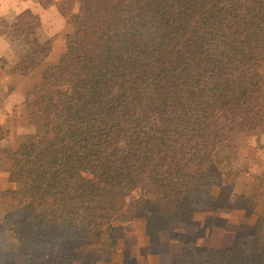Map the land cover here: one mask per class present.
I'll list each match as a JSON object with an SVG mask.
<instances>
[{
	"label": "trees",
	"instance_id": "obj_1",
	"mask_svg": "<svg viewBox=\"0 0 264 264\" xmlns=\"http://www.w3.org/2000/svg\"><path fill=\"white\" fill-rule=\"evenodd\" d=\"M34 1L72 31L30 91L33 133L0 146L10 193L36 206L27 219L50 241L100 238L107 252L116 221L143 214L155 236L213 207L212 171L264 121V0ZM29 25L16 18L27 33L16 44L32 39ZM27 43L10 70L24 77L53 46ZM207 264H264V254L231 250Z\"/></svg>",
	"mask_w": 264,
	"mask_h": 264
},
{
	"label": "rangeland",
	"instance_id": "obj_2",
	"mask_svg": "<svg viewBox=\"0 0 264 264\" xmlns=\"http://www.w3.org/2000/svg\"><path fill=\"white\" fill-rule=\"evenodd\" d=\"M60 0H52L56 3ZM25 16L33 30L32 39L22 27H11L18 16ZM72 28L54 6L43 9L34 0H0V125L6 138L2 148L16 149L33 133L28 125L29 94L43 76L51 75L65 50V37ZM51 39L52 52L38 62L30 77L11 73L20 53L33 44ZM13 40V41H12ZM264 78V67L261 69ZM264 101V84L260 90ZM236 156L222 157L217 170L220 187L216 203L193 212L165 233L151 236L143 214L133 221H116L107 252H97L100 238L81 239L76 244L50 241L38 224L27 219L32 205L24 204L10 192L9 161L0 155V264H207L231 250L264 254V121L236 138ZM219 172V173H218ZM140 191L132 194L138 199ZM129 199V200H130ZM70 255H75L72 262Z\"/></svg>",
	"mask_w": 264,
	"mask_h": 264
},
{
	"label": "crops",
	"instance_id": "obj_3",
	"mask_svg": "<svg viewBox=\"0 0 264 264\" xmlns=\"http://www.w3.org/2000/svg\"><path fill=\"white\" fill-rule=\"evenodd\" d=\"M0 42H3V41L0 40ZM2 50H4V49H3V46H2V47L0 46V58H1L2 55H3V51H2Z\"/></svg>",
	"mask_w": 264,
	"mask_h": 264
}]
</instances>
